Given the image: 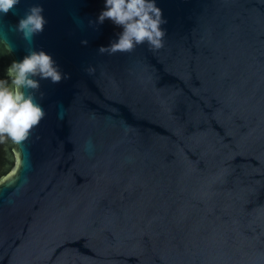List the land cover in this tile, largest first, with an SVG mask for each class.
I'll return each mask as SVG.
<instances>
[{
	"label": "water",
	"instance_id": "95a60500",
	"mask_svg": "<svg viewBox=\"0 0 264 264\" xmlns=\"http://www.w3.org/2000/svg\"><path fill=\"white\" fill-rule=\"evenodd\" d=\"M156 3L164 47L115 55L105 0L0 14V79L31 50L70 74L40 81L27 141L0 143V264H264V0Z\"/></svg>",
	"mask_w": 264,
	"mask_h": 264
},
{
	"label": "clouds",
	"instance_id": "9594fccd",
	"mask_svg": "<svg viewBox=\"0 0 264 264\" xmlns=\"http://www.w3.org/2000/svg\"><path fill=\"white\" fill-rule=\"evenodd\" d=\"M19 3L20 0H0V14L6 15ZM43 11L42 6L34 5L19 20L16 31L25 41H32L35 35L44 31L47 20ZM105 20H111L123 31L109 46L100 47L101 54L130 53L144 44L150 49L164 47L167 32L162 25L167 20L156 0H105V9L99 14L97 23L103 24ZM83 43L87 44V41ZM2 47L11 54L10 45L3 44ZM7 76L9 79H0V143L10 140L20 145L29 139L32 130L46 115L36 99L37 92L41 99L44 96L40 92V81L50 79L56 84L70 78V74L63 73L45 51L31 50L22 61L11 63Z\"/></svg>",
	"mask_w": 264,
	"mask_h": 264
}]
</instances>
